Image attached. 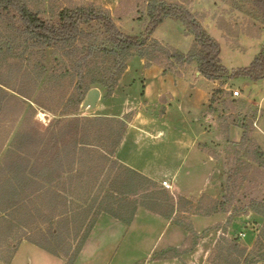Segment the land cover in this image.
I'll use <instances>...</instances> for the list:
<instances>
[{
  "label": "rangeland",
  "instance_id": "rangeland-1",
  "mask_svg": "<svg viewBox=\"0 0 264 264\" xmlns=\"http://www.w3.org/2000/svg\"><path fill=\"white\" fill-rule=\"evenodd\" d=\"M147 1L27 0L34 12L52 21L63 8L94 6L106 9L127 35H140L145 31L147 17L138 20V10L144 11ZM165 1L185 4L187 0ZM190 4L192 12L202 18L210 36L220 44L222 64L230 71L249 67L264 52V24L261 15L248 0H192ZM6 28L0 27V32L5 33ZM154 38L182 53H188L194 43V37L187 33L184 24L176 20H167L160 25ZM43 61L46 65V52L39 51L31 57L27 54L0 63V80L9 86L6 88L0 84L8 94L2 96L0 101V104L3 101L0 108V169L8 162L10 164L7 153L13 146L11 155L16 153L18 157H25L35 151L37 154L45 152V159L34 160L27 170L30 174L37 173L35 168L39 171L42 162H46V115L54 123L61 114L72 108L70 98L75 91L68 78L60 88L50 86V91L46 92L48 86L46 71L42 69ZM168 69L169 65L133 59L112 95L108 96L104 89L98 88L103 95L100 107L102 105L105 108L97 112L118 114L129 107L131 113L123 119L129 122L138 117L124 134L127 143L121 156L161 180L171 179L176 174L178 191L190 186L197 196L196 200L210 207L221 200L227 186L230 160L232 162L237 158L240 163L251 162L252 167L264 170V160L254 163L246 157L248 149L254 151L257 147L264 153V80L253 82L237 78L213 82L200 74L196 64L188 67L175 65L172 69L174 73L165 74ZM235 91H239L240 96L236 97ZM9 96H16L19 101L6 102ZM90 112L83 106L78 109L80 117H92L91 114H95ZM18 135L30 137V142L16 151L20 138ZM41 142L44 143L43 147L41 144L38 147ZM210 154L214 162L210 161ZM198 157H202L201 160L198 161ZM92 161L81 168L93 170V178L95 175L101 176L103 162L94 161L93 158ZM243 173L244 170L241 175ZM263 180L264 176L260 174H250L240 180L243 187L237 199L243 207L248 206L250 201V198L243 197L247 193H255L251 198L264 197V185L258 186ZM66 188L68 193L65 195L64 192V196H67V205L64 209L71 211L65 215L66 218H76L78 227L80 223L83 226V222L86 225L77 232L67 230L63 225L60 231L62 237L56 242L50 241L49 226L42 224L41 217L46 216L49 210L42 205L41 199L34 203L27 201L19 208L8 211L6 202L0 201V264H155L154 258H158L162 251L152 252L150 256L148 254L163 226L152 220V213L143 209L130 224L111 216H101L92 226L85 245L79 249L95 217L88 205L74 206L77 204L75 197L83 195V187L67 184ZM167 192L174 198L173 189ZM200 192L203 194L200 195ZM33 204L38 205L39 213H32L36 211ZM232 216L222 213L196 218V225L200 229L215 220L219 222L201 231V234L210 235V238L201 249L207 250V255L199 257V261H204L205 256V264L215 261L220 253L216 249L220 241L239 234L240 244L248 250L240 263L264 264L259 261L264 250L261 253L253 251L255 243L264 233V217L255 213ZM230 220L237 225L228 234ZM173 230L182 234L180 229H170L163 243ZM240 234H247V237H241ZM189 247H192L191 244Z\"/></svg>",
  "mask_w": 264,
  "mask_h": 264
},
{
  "label": "trees",
  "instance_id": "trees-1",
  "mask_svg": "<svg viewBox=\"0 0 264 264\" xmlns=\"http://www.w3.org/2000/svg\"><path fill=\"white\" fill-rule=\"evenodd\" d=\"M191 1L187 0L185 4H179L165 0H148L145 10H138L140 13L138 20L147 17L145 31L140 35H127L121 31L110 11L106 9L94 6L63 8L52 21L45 20L39 13L34 12L27 0H0V27L7 26L5 33L0 32V63L9 58L17 59L27 54L31 57L35 52H46V65L44 61L42 62V69L46 71V86H48L46 92L50 91V86L54 89L60 88L67 78L75 91L70 98L72 108L47 126L46 162L45 160L42 162L39 171L35 168L37 173L30 174L27 170L34 160L45 159V152L37 154L35 151L25 157H18L16 153L11 155L13 146L8 150L10 164L8 162L4 166L9 169L4 166L0 169L2 181L0 201L6 202V211L13 210L27 201L34 203L41 199L42 205L49 210L46 216L41 217L42 224L49 226L48 233L52 237L50 241L56 242V239L62 237L60 231L63 225L67 230L73 229L74 232L86 225L83 222V226L80 223L78 227L76 218L65 216L71 212L68 208L65 210L67 196H64V192L65 195L68 193L67 184L83 187V195L80 198L75 197L77 204L74 206L88 205L89 211L94 213L95 218L79 249L85 244L92 226L100 215L110 214L130 224L140 206L167 219L175 214V205H178L179 213L180 210L186 209L187 212L199 216L222 213L240 216L255 213L264 217V197L251 198L255 193L245 194L244 198H250L246 207H243L242 202L237 199L243 187L239 183L241 179L244 180L250 174L264 176V170L252 167L251 162L240 163L237 158L232 162L230 160L227 186L221 200L210 207L196 199L187 200L179 197L176 201L165 189L161 190L157 182L113 159L126 133L127 120L80 117L78 114V109L83 105L90 90L104 89L108 96L112 95L133 59L145 60L149 64L169 65L170 69L165 70V73H174L172 69L175 65L188 67L196 64L200 74L213 82H225L237 78H245L253 82L264 80V52L246 68L230 71L222 64L221 46L210 36L202 23V18L192 12ZM248 2L261 15L264 24V0H248ZM167 20L182 22L187 33L194 37L193 46L188 53L172 49L154 38L156 30ZM0 84L9 88L8 84L1 80ZM6 93L7 91L0 86V101L2 96L8 95ZM10 101L19 100L16 96H9L6 102ZM2 102L0 108L3 106ZM18 136L20 138L17 140L16 151L23 149V146L30 142V137ZM40 144L43 147L44 143H39L38 147ZM35 154L36 156H33ZM94 156L97 158L95 159ZM246 157L254 163L259 161L262 163L264 153L257 147L254 151L248 149ZM92 158L94 161L103 162L101 176L95 175L93 178L95 174L93 170L81 168L82 165L93 162ZM244 166L245 169H242ZM7 170H9L8 174ZM242 170H244L243 175H241ZM4 175L9 177L6 178ZM261 185H264V180L258 186ZM35 204L33 206L36 211L32 213L37 214L40 208ZM173 221L191 233L192 247H195L198 240L205 235L195 232L188 218L181 217L180 214L176 215ZM238 235L220 241L216 248L220 253L210 264H222L221 262L241 264V258L248 250L240 244ZM263 239L264 233L255 243L254 252L261 253L264 250ZM177 255L180 256V253ZM168 256L169 253L161 252L159 257ZM259 261L264 262V255Z\"/></svg>",
  "mask_w": 264,
  "mask_h": 264
},
{
  "label": "crops",
  "instance_id": "crops-1",
  "mask_svg": "<svg viewBox=\"0 0 264 264\" xmlns=\"http://www.w3.org/2000/svg\"><path fill=\"white\" fill-rule=\"evenodd\" d=\"M196 73H197V76H198V72H196ZM100 92H101L100 100L98 101V103L96 105V108L91 110V112H90V114L91 113H95V114H91V115H93L92 117H108V118L123 119L126 115H128V113H131L130 112L131 109L129 107L126 108V111H124L122 113H118V114H114V113L100 114V112H97V111H100V109L104 110V108H105V106L102 107V105H101L102 108L100 107V101H101L102 96H103L102 95V91H100ZM46 116L48 117V120H46V123H48L47 125H49L50 123H52V120H51V117L49 115H46ZM136 118L133 119L132 121H129V122L127 121V124H128L127 131L130 129V127L133 126V122L136 120ZM127 131H126V133H127ZM126 143H127L126 142V136H124L122 142L120 143V145L116 149V152L114 153V159L117 160L120 164H122V165H124V166H126V167H128V168H130V169H132V170H134L136 172H138L139 174H141V175H143V176H145V177L157 182L161 186V188H160L161 190L165 189V190L169 191L168 189H166L163 186V182L167 181L168 183H170L172 185V187H173L172 189L175 191L174 198H175L176 201H177V199L179 197H183V198H185L187 200L197 199L196 194L193 191H191L190 186H188V187L184 186V188L181 189V191H178L176 189V187H177L176 174L171 179L170 178L169 179L163 178L161 180L159 178L154 177L151 173H147L145 170H143V169H141L139 167H136L134 164H132L129 161H127L124 157L121 156V153H122L123 148L125 147ZM133 148H134V146H133ZM203 152H205V154L207 155L206 151H203ZM201 158L202 157H198L197 160L199 161V160H201ZM209 159H210L211 162H214V157L211 154L209 156ZM199 194L201 195L203 193L200 192ZM141 209L146 210L149 213H152L154 215V218H155V219L153 218L152 220H155L156 223L161 224L163 226V229L156 236V241L154 242V244H153V246L151 248V251L148 254V256H150L152 252L158 253V250H160V251H162L164 253H169L170 256H168L166 258H161V257L154 258L155 259L154 260L155 264H205L206 263V256L204 257V261H199V257H201L202 255L203 256L207 255L208 251L207 250L202 251L201 249H202L203 243L205 241L209 240L210 235L209 236L205 235L203 238L200 239V241L198 242V245H196L197 247L195 248L193 246V247H191L192 248L191 249L189 247L190 244L192 245V242H190L191 233L188 230H186L183 227H181L180 225H178V224L175 225L173 219L178 214H180L181 217L188 218V221L192 223L195 232H197L198 234H201L202 233L201 231L212 227L216 223H219V222H217V220H215L212 224L210 223L209 225H207L203 229H200L196 225V220H197L196 218H198V217H209V216L194 215L191 212L190 213L187 212L186 209L180 210V213H179L178 205H175V210H176L175 214L170 219H167L164 216H162V215H160V214H158L156 212H152L150 210H147L145 207L140 206L137 209V212H136V215L134 217V220H135L136 216L138 215V212ZM103 215L111 216L114 219V217L112 215L106 214V213L100 215V217L103 216ZM215 215H218V214H215ZM215 215H211V216H215ZM235 225H237L236 222H232L231 223V225L229 227V230H228V232H229L228 234L233 232V228H234ZM174 228L180 229L182 231V234H181V232H177V231L173 230V232L168 236V239L165 241V243H163L164 242V238L166 236V233L168 231H170V229H174ZM218 233H219V231L217 233H214V235L215 234L217 235ZM211 235H213V234H211ZM246 237H247V234H246ZM179 253H180V256L177 255ZM144 264H149V263L145 262Z\"/></svg>",
  "mask_w": 264,
  "mask_h": 264
},
{
  "label": "water",
  "instance_id": "water-1",
  "mask_svg": "<svg viewBox=\"0 0 264 264\" xmlns=\"http://www.w3.org/2000/svg\"><path fill=\"white\" fill-rule=\"evenodd\" d=\"M100 97H101V92L98 88H94L90 90L89 93L87 94L86 99L83 102L82 105L83 108L90 110L95 109L98 101L100 100Z\"/></svg>",
  "mask_w": 264,
  "mask_h": 264
},
{
  "label": "built area",
  "instance_id": "built-area-1",
  "mask_svg": "<svg viewBox=\"0 0 264 264\" xmlns=\"http://www.w3.org/2000/svg\"><path fill=\"white\" fill-rule=\"evenodd\" d=\"M234 95L236 97L240 96V92L239 91H235ZM163 186L168 189V190H172V185L170 183H168L167 181L163 182ZM241 237H246V234H240Z\"/></svg>",
  "mask_w": 264,
  "mask_h": 264
}]
</instances>
